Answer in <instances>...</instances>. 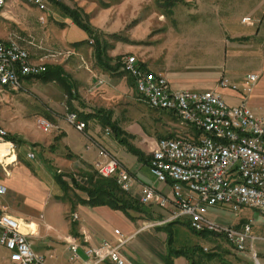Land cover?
<instances>
[{
    "label": "crops",
    "instance_id": "crops-1",
    "mask_svg": "<svg viewBox=\"0 0 264 264\" xmlns=\"http://www.w3.org/2000/svg\"><path fill=\"white\" fill-rule=\"evenodd\" d=\"M198 1L200 2L199 7L186 10L183 13L175 8L170 22L162 16L157 19L158 31L162 33L160 42L164 43L165 55L147 52L144 47H135L133 44L128 46L127 53L136 55L143 69L167 78L173 90H190L202 81H206L210 84L199 91L216 90L224 99L226 95L233 98L230 93L218 87L217 83L222 78L221 72L218 76H209L210 80H207L204 78L205 76L196 77L183 74V68L178 65L196 63L197 61L219 65L228 58L229 51H231L230 54H232L231 57L235 63L257 64V72L251 74L259 75L260 81L264 75V0H206L204 5L201 0ZM8 9H5L1 15L5 20H8ZM202 15L203 22L206 24L209 22V29L214 30L215 27L216 29L218 26L221 27L222 22L227 26L222 30L219 28L218 35L209 30L204 38L205 34H200L195 30V18L202 17ZM245 18H251L254 24L249 25L243 22ZM0 39L6 40V36L1 32ZM204 40L207 42L204 43ZM81 41H68L70 45L65 49L74 50L78 56L71 62L65 64V61H58L48 64V71L52 76L29 77L24 78L21 82L22 89L20 91L34 93L43 105L48 106L47 110L51 114L50 116L48 114V117L55 126L51 133L39 136L37 140L21 141L17 138L18 134L10 129L13 126L7 128L5 125L8 124L9 127L16 117L14 107L17 98L25 102H27V98L21 95L20 91L11 89H6L0 97V105L10 104L8 110L0 108V124L9 131L10 137L15 139L13 141L17 145L16 159L14 160L13 157L9 161V163H14L6 170L0 165V172L9 177L13 175L10 168L20 164L19 152L21 143H24L29 149L28 153H35L39 149L44 152L46 163L52 165L56 173L63 176L62 179L67 184L69 183L68 195H61L49 203L51 204L49 205V214L52 218L47 219L44 216L42 222L27 220L12 205L13 197L20 190L16 191L11 183L6 185L2 182L0 185L7 187V193L0 196V206L10 215L35 225V229H32V226L24 227V231H33L34 234L30 237L33 249L44 255L48 264L73 263L65 242L68 236H73L88 246H98L103 240L116 246L120 243V236L117 235L116 230H119L124 238L129 239L120 249L127 264H191L185 257L171 255V246L166 232L161 230L159 225L150 227L143 218H139L133 212L131 215L136 217L135 220L130 219L123 211L109 205L92 206L85 202L89 200V196L82 187H89L90 175H96L93 164L99 160V146L106 148L116 156L134 176L135 183L130 195L137 200L140 199L142 188L145 185L154 186L169 195L171 191L168 185L159 184L150 172V152L154 150L160 139L166 138H156L149 131L150 107L140 101L132 77L125 72V74L122 73L121 68L108 71L97 62L98 66L92 69L91 61L85 60L82 56L79 57L80 55L76 52L83 49L81 48L83 44L76 45V43ZM35 50V48L30 49L32 60L37 62L40 54ZM102 60L111 66L115 65L113 60L109 61L104 57ZM99 80H102L103 84H99ZM63 96L68 99L66 105L61 101ZM71 103L76 105L73 106ZM239 104L241 101L232 105ZM144 106L148 110L146 114L143 113V109H140ZM62 108L64 111L61 110ZM69 111L76 112L80 120L86 123L87 129L84 132L76 130L67 123L65 115ZM37 118L43 117L38 116ZM139 119L144 121L145 126L139 124ZM144 128H147L149 133L145 132ZM107 129H111L110 135L106 134ZM134 142H137L138 145ZM146 142L149 143L147 148L144 147ZM128 144L134 145L135 148L142 151L144 155L142 159L129 151ZM88 145H91L89 149H87ZM36 181L39 186L41 183L38 178ZM152 207H157L164 212L158 206L152 205ZM220 210L230 214H240L246 220L241 221L240 219L238 225L231 224L235 219L218 223L214 218H221ZM248 210L255 209L243 207L238 213H233L229 206L220 205L210 208L207 217L218 224L235 228H241L244 224L252 221L251 233L257 238L253 245L255 250H258L256 243L264 241V237H259L255 233V220L247 214ZM165 212L169 213L167 210ZM257 212L260 214L259 211ZM73 214L78 218L73 219ZM175 222L177 224H173L174 227L180 223L186 224L183 221ZM86 237L87 241H85ZM196 244L201 245V243ZM0 264H11L10 252L1 245Z\"/></svg>",
    "mask_w": 264,
    "mask_h": 264
},
{
    "label": "built area",
    "instance_id": "built-area-1",
    "mask_svg": "<svg viewBox=\"0 0 264 264\" xmlns=\"http://www.w3.org/2000/svg\"><path fill=\"white\" fill-rule=\"evenodd\" d=\"M61 0H0V16L10 3L27 4L41 12L40 23L45 25L49 2ZM243 22L253 25L251 18ZM31 48L40 52L37 62L32 60ZM74 50H50L20 34L10 35L8 41L0 39V97L6 89L20 91L24 78H37L48 71L51 62L66 61ZM122 70L134 80L140 101L153 110L173 114L182 130L170 138L160 139L152 151L149 168L159 184L170 187V195L154 186L142 188L140 203L155 205L169 212L165 222L183 221L196 232H208L224 236L234 250L248 255L253 264H262L254 248L257 239L252 235V221L241 228L225 226L207 217L210 208L227 205L233 213L248 207L260 212L264 218V118L257 116L246 103L230 105L216 90H173L167 78L143 69L135 55L122 61ZM260 76L249 74L244 81V97L247 98ZM99 84H103L99 80ZM227 81L219 80L224 88ZM66 121L76 130L84 132L87 125L76 112L69 111ZM38 130L49 134L55 126L45 118H38ZM107 135L111 129H107ZM8 151L3 155L2 147ZM91 145L87 146V149ZM99 160L93 165L101 178H115L124 192L131 194L134 176L119 159L106 148L99 146ZM17 145L0 124V165L6 170L10 156L16 155ZM36 159V154L28 153ZM7 188L0 186V196ZM73 214V219H77ZM32 222L18 219L0 206V245L10 252L11 264H48L44 255L37 253L30 241L33 231L25 232ZM120 243L112 245L103 240L98 246L84 245L73 236L65 239L72 264H127L120 252L129 240L119 230ZM87 241V237L86 240ZM206 250V249H205ZM83 251V253H82Z\"/></svg>",
    "mask_w": 264,
    "mask_h": 264
},
{
    "label": "rangeland",
    "instance_id": "rangeland-1",
    "mask_svg": "<svg viewBox=\"0 0 264 264\" xmlns=\"http://www.w3.org/2000/svg\"><path fill=\"white\" fill-rule=\"evenodd\" d=\"M188 1L189 0H181L174 5V7H168L169 5L161 7L159 0H61L58 5L49 2V10L45 14V18L47 19L45 25L40 23V17L42 15L35 7L27 4L10 3L9 12L7 14L8 20L0 16V29H2L0 32L6 36L5 41H8L10 35L20 34L30 38L36 44L46 49L63 50L70 45L68 41L76 42L90 38V34L87 31L75 26L73 20L67 16L68 11H74L82 20L89 24L94 35L89 42L82 45L81 48L83 49L76 52L80 55L79 57L82 56L85 60L91 61V67L94 69L98 66L97 62H99L100 58L97 50L100 48V51L103 52L101 56H103L104 59L109 61L113 60L115 64L119 63L122 69L123 59L128 55H134L127 53L128 46L132 44L135 47H144L145 51L152 52L153 54H166L163 49L164 43L160 42L162 33L158 31L157 19L162 16L170 22V17H172L175 8L183 13L186 10H191L200 6L198 0ZM201 1L204 5L206 0ZM195 19V30L199 31L200 34H205L204 38H206L209 30L214 32L215 35H218L219 28L222 30L227 26L222 22L221 27L218 26L217 29L215 27V29L212 30L208 27L209 22L208 24L203 22V15ZM97 41H99V44ZM203 42L205 43L207 41L204 40ZM98 45H100V47H98ZM37 52L40 54L39 51ZM230 52L231 51H229L228 58L219 65L197 61L196 63L191 62L186 65L178 66L183 68V74L187 76H205L204 78L207 80H210L209 76H218L219 72H221V79L227 81V86L220 89H224L233 96L232 98L226 95V101L231 105L237 104V101L246 103L257 116L264 118V75L258 84L254 86L249 96L245 98L243 94L245 88L244 81L249 74L257 72V64L235 63ZM74 55L64 63L68 64L74 58L78 57L76 54ZM122 73H124V71H122ZM208 84L210 83L202 81L190 90L199 91ZM59 87L62 86L59 85ZM62 90L64 91L63 88ZM20 92L21 95L27 98V102L17 98L14 107L16 110V117L9 124V127L8 124L5 126L10 128L12 125L13 128L10 129L15 131V134H18L19 137L17 138L21 141L27 142L30 140H37L39 136L46 135L38 130L37 117L40 116L53 122L48 117V114L49 116L51 114L49 110H47L48 106L45 104L43 105L34 93H29L28 91ZM61 101H63L65 105L68 104V99L64 96ZM9 105L8 103H3L0 105V108L8 110ZM72 105L74 106L76 104ZM44 109L46 110L42 112ZM140 109H143L142 111L144 114L148 111L146 106H144V108L140 107ZM61 110L64 111L63 108ZM149 115V131L151 134H154L156 138L174 136L177 131L182 130L178 118L170 113L150 108ZM139 120V124L145 126L144 121L142 119ZM135 124L134 126H136ZM146 129L145 132H148ZM7 132L9 133L8 130ZM134 144L138 145L137 142H134ZM148 144L149 143L146 142L144 147L147 148ZM20 148V164L14 168L11 166L10 172H12L13 175L10 177L0 172V184L2 182L6 185L11 183L16 191L20 190L16 192L17 194L13 197L12 205L22 217L27 220L30 219L42 222L44 216L47 219L52 218L49 214V205H51L49 203L55 201L59 196L67 194L57 181L58 173H56L52 165L46 163L43 151H40V149L36 150V160H31L28 158L29 149L27 146L21 143ZM151 154L152 152H150V156ZM37 163L41 165L39 166ZM36 178H38V181L41 183L39 185L40 187L36 184ZM146 210L147 213H145L142 218L147 225L158 224L159 222L167 220L170 216L169 213L163 212L157 207L147 206ZM247 214L255 220V233H257L259 237H264V218L255 210H248ZM219 215H221L220 219L213 217L218 223L219 221L224 222L225 220L235 219L231 224L238 225L240 219L241 221L246 220L244 216L240 214H230L223 210H220ZM168 225H170V223L165 222L159 226L161 230L165 232H172L171 243L169 242L171 248H189L192 250L194 246H198L202 252H199V256H193H195L194 259L198 262V259L201 257L199 264H253V261L248 255L237 253L229 241L222 235L211 234L199 236L183 223L175 227L174 225L168 227ZM156 226L157 225L154 227ZM166 236L169 241L170 238L167 233ZM196 243H201V245H197ZM256 247L258 248V250H256L258 257L261 263L264 264V241H258ZM206 255H215V257L210 259Z\"/></svg>",
    "mask_w": 264,
    "mask_h": 264
},
{
    "label": "trees",
    "instance_id": "trees-1",
    "mask_svg": "<svg viewBox=\"0 0 264 264\" xmlns=\"http://www.w3.org/2000/svg\"><path fill=\"white\" fill-rule=\"evenodd\" d=\"M180 1L181 0H179V1H177V0H159V4L161 5V7L166 6V5L167 6L169 5L168 7H174V5H176ZM56 4L58 5L60 3H56ZM67 13H68L67 16L73 20V24L75 26H78L79 28L87 31L90 34L89 39L78 42V43H76V45L89 42L91 40V38L94 37L93 32H92V28L89 26V24L86 23L84 20H82V18L77 13H75L74 11H68ZM97 42L99 44V41H97ZM98 47H100V45H98ZM98 49H99V50H97L98 55H99V58L101 59L103 57V56H101V55H103V52L100 51V48H98ZM100 59H99V64L104 69H106L108 71L121 68V65L119 63H116L114 66H111L108 62H104L102 59L101 60ZM49 75L52 76L51 72L47 71L44 75L40 76V78L41 77L46 78V77H49ZM53 76L56 77V75H53ZM133 84H134V80H133ZM170 137H173V136H169L166 138H170ZM11 139L15 140L14 138H11ZM127 146H128V149L131 153L135 154L140 159H142V157L144 155H143L141 150L135 148L131 144H128ZM57 181L60 183V185L65 190V193L68 195V191H69L70 187L65 181H63L62 176L57 175ZM89 181H90L89 187H82L87 192V194L89 196V200L85 201L86 203H88L92 206L109 205V206L113 207L114 209L123 211L132 220L136 219V217L131 215L132 212H133V214L138 215L139 218L140 217L142 218V216H144V214L147 213V210H146L147 206L142 205L139 200H137L136 198L131 196L129 193L121 190V188L117 184V181L115 178H101L98 175L93 174V175H90ZM150 206H152V205H150ZM173 224H177V222L170 223V225H168V227H170ZM185 225L187 227H189L190 230H192L188 223H186ZM192 231L199 236L211 235V233H208V232H196L194 230H192ZM166 233L168 234V236L170 238L169 239V242H170L171 238H172V232L168 231ZM190 250L191 249H189V248H178V249L171 248L170 252H171L172 256H183V257L187 258L191 264H199L201 257L198 259L199 260V262H198L194 259L195 256H193V255L199 256V252H202V250L198 246H194L193 249L191 251ZM203 254H205V253H203ZM206 256H208V258H210V259H213L215 257V255H206Z\"/></svg>",
    "mask_w": 264,
    "mask_h": 264
},
{
    "label": "bare ground",
    "instance_id": "bare-ground-1",
    "mask_svg": "<svg viewBox=\"0 0 264 264\" xmlns=\"http://www.w3.org/2000/svg\"><path fill=\"white\" fill-rule=\"evenodd\" d=\"M2 153H3V155H4V154H5V155L8 154V151L5 149V146L2 147ZM13 157H14V158H13ZM12 158L15 160V159H16V156H15V155L10 156V157L8 158L7 162L9 163V161H10ZM34 226H35V225L32 226V229H33V228L35 229Z\"/></svg>",
    "mask_w": 264,
    "mask_h": 264
}]
</instances>
